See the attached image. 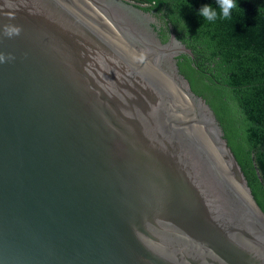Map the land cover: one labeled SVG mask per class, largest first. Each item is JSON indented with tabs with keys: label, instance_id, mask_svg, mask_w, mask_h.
Here are the masks:
<instances>
[{
	"label": "water",
	"instance_id": "1",
	"mask_svg": "<svg viewBox=\"0 0 264 264\" xmlns=\"http://www.w3.org/2000/svg\"><path fill=\"white\" fill-rule=\"evenodd\" d=\"M0 55V264H264L216 82L158 0H0Z\"/></svg>",
	"mask_w": 264,
	"mask_h": 264
},
{
	"label": "trees",
	"instance_id": "2",
	"mask_svg": "<svg viewBox=\"0 0 264 264\" xmlns=\"http://www.w3.org/2000/svg\"><path fill=\"white\" fill-rule=\"evenodd\" d=\"M158 1L216 82L240 171L264 212V0H234L231 18L213 22L199 10H219L216 0Z\"/></svg>",
	"mask_w": 264,
	"mask_h": 264
},
{
	"label": "clouds",
	"instance_id": "3",
	"mask_svg": "<svg viewBox=\"0 0 264 264\" xmlns=\"http://www.w3.org/2000/svg\"><path fill=\"white\" fill-rule=\"evenodd\" d=\"M216 2L219 5V10L210 4L203 5L199 10V14L209 22H213L217 18L229 19L231 18L232 11L238 9L234 0H216ZM19 32L20 29L18 27H5L4 29V34L9 37L19 34ZM4 60V57L0 55V62H4Z\"/></svg>",
	"mask_w": 264,
	"mask_h": 264
}]
</instances>
